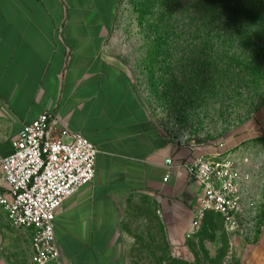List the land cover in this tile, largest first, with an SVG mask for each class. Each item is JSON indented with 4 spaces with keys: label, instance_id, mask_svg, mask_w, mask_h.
Listing matches in <instances>:
<instances>
[{
    "label": "crops",
    "instance_id": "1",
    "mask_svg": "<svg viewBox=\"0 0 264 264\" xmlns=\"http://www.w3.org/2000/svg\"><path fill=\"white\" fill-rule=\"evenodd\" d=\"M119 4L0 0V159L12 155L23 127L45 112L98 150L94 180L63 204L54 221L65 264H125L122 207L133 195H158L170 238H181L187 229L180 224L188 217L191 226L201 197L184 164L215 156L175 149L112 59ZM256 122L264 142V109ZM243 158L250 160L247 190L256 170L250 156ZM31 258V232L13 229L0 210V264H32ZM241 264H264V225Z\"/></svg>",
    "mask_w": 264,
    "mask_h": 264
},
{
    "label": "rangeland",
    "instance_id": "2",
    "mask_svg": "<svg viewBox=\"0 0 264 264\" xmlns=\"http://www.w3.org/2000/svg\"><path fill=\"white\" fill-rule=\"evenodd\" d=\"M120 0L112 59L175 149L232 153L255 162L233 222L210 215L189 238L169 236L160 198L122 207L125 264H241L264 225V0Z\"/></svg>",
    "mask_w": 264,
    "mask_h": 264
},
{
    "label": "built area",
    "instance_id": "3",
    "mask_svg": "<svg viewBox=\"0 0 264 264\" xmlns=\"http://www.w3.org/2000/svg\"><path fill=\"white\" fill-rule=\"evenodd\" d=\"M12 145V155L0 159V177L6 183L0 188V210L13 229L31 232L32 264H65L54 221L63 204L94 180L98 150L49 112L25 125ZM249 165V158L239 160L228 152L184 164L189 181L201 188L189 238L209 215L231 223L242 214Z\"/></svg>",
    "mask_w": 264,
    "mask_h": 264
},
{
    "label": "trees",
    "instance_id": "4",
    "mask_svg": "<svg viewBox=\"0 0 264 264\" xmlns=\"http://www.w3.org/2000/svg\"><path fill=\"white\" fill-rule=\"evenodd\" d=\"M206 3L209 5V6H213L215 3H223V6L224 7H226V6H229L230 5V2L228 3V0H206ZM262 13H264V11L263 12H257V15H263ZM210 216V215H209ZM208 216V217H209ZM217 217H219V216H217Z\"/></svg>",
    "mask_w": 264,
    "mask_h": 264
}]
</instances>
